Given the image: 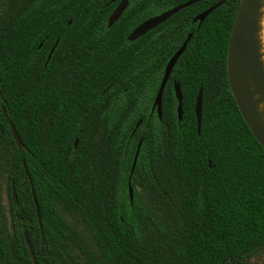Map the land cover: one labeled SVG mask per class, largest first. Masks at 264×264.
Masks as SVG:
<instances>
[{"label": "trees", "instance_id": "16d2710c", "mask_svg": "<svg viewBox=\"0 0 264 264\" xmlns=\"http://www.w3.org/2000/svg\"><path fill=\"white\" fill-rule=\"evenodd\" d=\"M188 1L129 0L108 28L122 0H0V176L9 198L7 216L0 192V264H33L25 233L37 264H252L264 253V149L227 76L241 0L197 3L128 41ZM190 34L160 119L165 69ZM68 218L83 224L93 248Z\"/></svg>", "mask_w": 264, "mask_h": 264}, {"label": "water", "instance_id": "95a60500", "mask_svg": "<svg viewBox=\"0 0 264 264\" xmlns=\"http://www.w3.org/2000/svg\"><path fill=\"white\" fill-rule=\"evenodd\" d=\"M206 0H190L184 4H181L163 14L160 16L151 18L147 21H145L143 24H141L139 27H137L131 35L128 37V41L130 42H135L136 40L144 37L146 34L151 32L152 30L156 29L160 25L164 24L166 21H168L170 18L178 14L179 12L197 4L200 2H203ZM260 0H241L239 4V8L235 17L234 25L232 28L231 36H230V41H229V47H228V54H227V76H228V81L231 89V93L233 96V99L235 100V103L237 105V108L251 131L252 135L255 137L257 142L260 144V146L264 149V130L261 128V126L258 124L255 114L252 110L251 107V102L248 99V96L246 94V89L242 80V73H241V61H242V55L244 52V46L245 42L247 39L248 35V30L250 28L251 20L254 16V13L256 11L257 5L259 4ZM223 2L217 4L216 6L210 8L203 14L199 15L196 19L195 22H199V26H201L206 18L213 13L216 9H218ZM129 6V0H122V2L118 5V7L115 9V11L112 13V15L109 18L108 21V28H112L118 20L122 17L124 12ZM71 22H69V25ZM192 38V34H190L187 38V40L184 42L182 47L175 53V55L171 58L169 61L163 80L161 82L157 97L154 102V108L157 109V113L159 118H162V102H163V92L165 90V87L167 83L170 80L171 74L180 59V57L184 54L188 43L190 42ZM58 42L56 43L54 49L56 48ZM54 51V50H53ZM52 51V53H53ZM51 56L49 57V59ZM175 94L176 98L179 102L178 104V118L179 121L181 122L183 119V98H182V92L179 84H175ZM202 110H203V91L200 90L199 95L197 97V102L195 106V112H196V117H197V131L198 134L200 135L201 132V123H202ZM141 122L137 125V128ZM136 128V129H137ZM10 131L11 135L16 143V146L20 149L23 148V143L15 129V127L10 123ZM78 145V141H76L75 146ZM142 142L139 143L137 147V151L134 157L133 161V166L131 169V177H130V182H129V195L131 201H133L134 198V190L131 185V178L135 172L140 150H141ZM23 166L25 168V173L30 179L28 175V171L25 167V164L23 163ZM11 189H12V197L14 200V203H17V196L15 193V186L14 183L11 184ZM32 196H33V201L35 204V209L38 217V222L39 226H42L41 223V214H40V209H39V204L36 199V195L34 192V189L32 187ZM25 242L27 244L28 250H29V255L30 258L33 262V264L36 263V258L32 249L31 242L29 240V236L27 233H25Z\"/></svg>", "mask_w": 264, "mask_h": 264}, {"label": "bare ground", "instance_id": "6f19581e", "mask_svg": "<svg viewBox=\"0 0 264 264\" xmlns=\"http://www.w3.org/2000/svg\"><path fill=\"white\" fill-rule=\"evenodd\" d=\"M241 73L256 120L264 130V0H260L251 20Z\"/></svg>", "mask_w": 264, "mask_h": 264}, {"label": "rangeland", "instance_id": "374dc122", "mask_svg": "<svg viewBox=\"0 0 264 264\" xmlns=\"http://www.w3.org/2000/svg\"><path fill=\"white\" fill-rule=\"evenodd\" d=\"M7 176L3 175L0 176V192H1V196H2V204L4 206V210L6 215L8 216L7 213V208H8V203H9V198H8V192H7ZM68 221L70 223V225L78 232V234L81 236L82 241L84 242V244L89 247V248H93V244H92V240L90 238L89 232L87 231V229L83 226V224L79 221V220H72L70 218H68ZM4 224L7 226L8 228V219L6 221V223L4 222ZM9 230H7V232H5V235H9ZM76 256V255H74ZM252 264H264V253L262 255H260L257 258H254L252 261Z\"/></svg>", "mask_w": 264, "mask_h": 264}, {"label": "flooded vegetation", "instance_id": "af4514ba", "mask_svg": "<svg viewBox=\"0 0 264 264\" xmlns=\"http://www.w3.org/2000/svg\"><path fill=\"white\" fill-rule=\"evenodd\" d=\"M57 43V42H56ZM56 45V44H55ZM55 45L53 46V48L50 50L49 54L47 55V62L50 60L49 57L53 54L52 51L55 50L54 47ZM54 52V51H53ZM30 180V179H29ZM30 187H31V191H32V184L30 183ZM9 205V204H8ZM37 214V213H36Z\"/></svg>", "mask_w": 264, "mask_h": 264}]
</instances>
